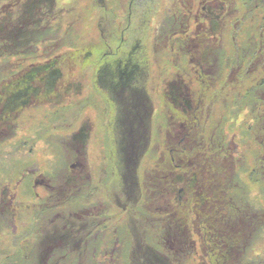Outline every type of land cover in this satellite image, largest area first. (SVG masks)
<instances>
[{
	"label": "trees",
	"instance_id": "obj_1",
	"mask_svg": "<svg viewBox=\"0 0 264 264\" xmlns=\"http://www.w3.org/2000/svg\"><path fill=\"white\" fill-rule=\"evenodd\" d=\"M58 1L0 0V61L16 59L14 64L16 63L17 68V70L15 69L16 72H14L11 71L13 67L8 69L7 66L2 65L3 62L0 64V143L4 144L0 146V151L4 148L7 150L14 147L11 140L4 139L8 130L4 127L14 129L13 121L26 114L28 109H39L44 107L45 104H51L55 109L62 110L64 106L65 109L60 115L65 114L68 110L76 109L75 119L78 120L77 123L66 121L60 126L53 127L51 133L44 140L41 138L43 142L50 143L48 149L52 150L54 148L55 153L56 150L58 153L61 151L60 146L64 143L57 140L56 146L54 144L51 145L53 139L48 140L50 136L54 139L57 137L61 138L62 141L75 140V149L72 151L73 157L70 164L67 163L69 159L59 153L60 156H56L58 158L45 162L46 168L39 167L36 161L38 158L35 155L32 156L31 152L33 151L31 149L29 151H27V148L19 149L24 151V157L27 156L28 165L25 164L23 171L25 170L27 179L30 178L27 181V185L30 188L31 195H33L32 200H30V203L22 202L23 200L17 199V196L5 189L1 198L3 203L0 204V210L3 211V215L6 217L3 233H9L11 244L20 246L24 240L28 241L25 253L29 261H25L24 264H119L122 262L123 256L125 257L124 264L126 261L127 264H179L178 261L181 259L179 257L189 258L190 255L197 254L198 249L201 250L203 264H206L208 260L211 261V264H264V256L258 252V249L256 257L251 258L248 255L262 244L260 242L264 235L262 232L264 229V188L261 186V182L264 181V168L257 170L252 163V159L249 160L244 154L237 156V152L242 151V146L239 147L235 137H226L224 135L221 122L217 123V133L214 130V135H207V125H205L203 117H209L211 107H207L202 102L203 93L196 91L195 87L194 91L190 86L177 82L181 74H187L188 70L182 69V71L176 68L179 71L175 73L166 71L174 68L172 65L168 66L174 60L168 53L165 55L170 47V49L174 50L177 58L180 55L187 54L188 50L192 51L195 58L202 60L201 62L199 61L201 64L206 56H209L210 49L217 47L214 52H217L216 60L223 68L218 73V77L221 80L227 79L229 76L230 81L236 84L235 86L245 80H251L249 75L251 74L252 76L258 70L260 59L264 58V52H261L264 49V0H248V2L247 0H147L148 2H157L158 7H160L161 1H164L162 4L166 5L165 20L162 22L165 25L162 27L157 26V30L164 28L163 31L158 32V37L159 33L161 34L160 39L158 38V43L161 47H158L165 52L161 59L168 64L164 69L168 82H170L173 89L178 90L180 94L182 92V96L201 94L199 99H197L200 101L201 106L194 113H190V110L185 109L181 114L184 117L181 119L177 117L171 122L168 121L171 124V129L166 130L169 137L178 131L179 139L185 138L184 144L187 147L185 157L189 162L186 163L184 158L178 157L177 164L180 167L173 168V159H165L164 157L160 159L157 157L154 161L152 158L148 163V166L153 164L152 168L147 167L142 172L138 171V168L144 161L145 154L150 152L152 147H155L153 144L148 147L147 145L152 141L150 137L153 127H150L152 122H150V119H152V115L155 117L157 112L151 108L150 102L152 101L147 102L145 96L147 94L145 87L147 85L145 83L147 79L146 70L148 71V68L149 70L151 69L147 54L149 50L142 39L137 38L135 41L134 36L129 33L133 29L129 28L128 23L134 19V16H138V12H141L137 5L143 3L144 0H129L122 7L121 16L126 15L125 18L127 20L120 36L123 37L124 41L133 38L134 43L131 49L125 50L124 55L121 54L118 57L113 55V53L115 54L114 46L117 48L125 46L122 41L119 43V37H114L116 41L114 46L113 40H111L109 43L110 48L108 49L102 50V47L97 48L96 46L94 48L93 46L92 48L88 46L77 49L74 44L80 43L78 42L79 39L76 41L71 39L82 36H65L73 31L70 28H63L62 20L67 18L68 15L65 12L66 9L63 7L58 8ZM244 2H247L248 7L251 9L250 11H246L248 8L244 6ZM197 4L198 6L195 7ZM202 6L207 7L211 12V20L206 22L204 14L201 12L200 27H198L197 23L192 26L196 22L197 13L202 10ZM95 13H99V11ZM260 14V21L247 22L249 18L258 19ZM143 16L144 14H142L139 22L143 28L141 32H143L144 38L147 28L144 30L146 24L143 23ZM93 18H90V21ZM88 20L89 17L83 21L87 22ZM53 21L58 23V28H54L57 23L52 25ZM207 23H211L212 26ZM248 24H252V30L256 29L258 31V39L251 42L250 45L247 41L246 46H243L241 42L244 35H246L244 29ZM171 25L175 27L174 29L186 28L181 33L180 37L182 39L177 42L179 46L173 44V40L170 38L171 31L168 26ZM157 27L155 25V29ZM192 27L202 28V30L197 35V32L193 31ZM101 30H103L102 27ZM108 33L111 34V31H108ZM176 35L179 36L178 33ZM113 36L111 35V39ZM153 38L152 44L156 40L154 33ZM258 41L260 44L257 43ZM25 42L29 45L26 46L24 51H21V46L24 45L25 47L26 45ZM228 42H230V46L225 47L224 45H227ZM58 43L60 47L74 46L76 49H70L69 53L67 51H59L56 54L51 53L50 51L55 48L51 49V44L56 46ZM40 45H42L43 53L48 59L46 57L39 59L41 55H34L37 51L36 47L38 48ZM48 46L49 48L46 51ZM237 51H241V53ZM201 53L202 56L200 57ZM30 59L35 62H27ZM181 59H175L179 62L178 65L181 63L179 65L180 68L183 67L185 62V59ZM238 60L243 63L238 65ZM90 63H93L94 68L98 67L93 72L94 78L92 80L96 88H92L90 91V96L93 99L96 96L103 95L102 93L105 92L107 96H122L123 98V96L125 97L123 95L125 91H120L123 85H129L128 88L134 90L139 88L138 92L143 94L140 99L139 111L135 112V116H137L136 124H132L133 119L131 120V117L128 116L131 112V107L119 106L117 102H122V100L116 99V106H118L120 112L123 111L124 116H128L123 120V141L125 143L127 139L140 141L138 146H134L136 151L134 165L130 166V171L127 172L128 168L126 170V174L129 175L135 186L133 188V183L128 181L130 187L127 188L126 186V189L131 193V191L138 190L136 184H140L139 187L141 189L144 187L142 192L140 190L136 192V199L132 206L129 207L134 213V215H131L129 212L130 216L133 218L136 215L133 225L131 227L122 226L117 233L119 240L111 232L110 221L102 217V214L106 215L110 207L106 203L98 206V200L102 201L108 184H114L115 192L120 190L123 185L122 176L125 174L123 163L126 156L121 149H123L125 143L122 146H118V152L110 145L113 140H105L104 138L101 141L103 147L116 152L110 156L107 154V164L97 167L90 160L92 159L89 150L90 142L92 144L90 139L92 125L90 122L83 124L78 119L80 115V106L78 104L80 102L76 101L79 98L77 95H80L82 91L81 86L74 85L76 89L73 87L74 83L70 84L72 88L66 86L73 79L71 74L76 75V77L81 76L85 73ZM97 64L98 66L96 67L95 65ZM213 66V62L208 64L210 68ZM227 66L231 71L230 75L228 74L225 77ZM1 68L4 70H1ZM200 68L202 67L200 66ZM247 69H250V74L247 73ZM193 73L195 74V72ZM68 74L71 76L69 77L70 81L65 80ZM167 74L170 75L168 76ZM81 79H84V76L78 81ZM115 80H117L114 83L117 85L116 93H112V91L109 93L111 89L108 85ZM139 82L142 84H139ZM205 83L204 85L209 87L212 84V80L209 78V81ZM61 85L63 88L56 91ZM39 88L44 90L41 92ZM68 88L70 89L68 90ZM108 89L110 90L107 92ZM233 89L228 87V93L231 94ZM44 91L46 93H43ZM260 91L263 95L264 80L260 81L259 85L250 86L246 93L242 95L247 96L248 100H257L256 111H251L253 108L252 100L247 102L248 104L251 103L249 109H244L241 106L234 109L231 102V106L227 105L225 108L221 106L220 113L223 115L232 113L230 120L234 124H239L241 120L249 122L251 126L254 125V122L256 124V114L261 118L262 113L259 109L260 107L264 108V100L256 98ZM35 92L39 93V95L33 97L32 94ZM93 92L94 94L92 95ZM177 99L182 101L179 97ZM72 101L75 102L72 103ZM90 101L92 102V100ZM70 103H72L71 107L66 109ZM108 103L110 104L107 100ZM215 103H212L213 106ZM108 110L109 113L113 112V110ZM243 111L246 113L244 114ZM53 115L52 113L49 114L48 122ZM164 115L168 116L167 113H164ZM146 117L148 119L147 128L141 129V126L144 125L143 120ZM166 118L169 120V117ZM7 122L11 123V125H7ZM107 124H109V120ZM114 124L116 125L115 120ZM130 124H132L131 127ZM115 128L117 130V126ZM108 129L110 130V127ZM262 132L264 133L263 129ZM145 137L147 138L145 139ZM228 138L230 142L227 143ZM141 141H143V147L140 152ZM173 141L174 138L170 141V146L172 147L174 146ZM255 141L257 145L264 146V135L261 139H255ZM29 142L26 144H30ZM76 150L78 153L76 152L75 154ZM0 153L4 154L5 152ZM111 156L113 158L119 157V159L113 162L110 159ZM259 156L258 154L253 160L258 159ZM75 161L82 164L79 170L77 168L74 169ZM163 162L167 164L165 168H161ZM174 170H178V173H176L177 177L183 180L174 183ZM33 174L41 179L43 176L45 177L48 190L46 193L43 192L44 195L38 193L39 190L33 183L35 179L32 176ZM154 174L160 175L159 182L163 189L160 193H157L159 184L156 182ZM9 176L7 175L6 179ZM142 177L146 181L145 184L141 180ZM189 177L192 180L189 186L194 191V211L192 203L187 201L185 193L182 194L181 200L184 208H172L169 203L172 198L171 192L177 193L180 187L185 189L186 178L189 179ZM96 178H98L97 181ZM90 179H93L92 184L95 188L89 191L84 184ZM2 181L3 178L0 177V182ZM25 182L26 180L22 184ZM153 190L157 193L156 199L161 198L160 205L163 211L161 212L162 214L156 213V215L160 216L162 225H166L172 220L170 225L173 228L185 225L187 229V234L183 241H172V248L167 247L165 249L161 245H155L156 235L166 227H155V234L152 235V230L149 231L151 229L149 227H152L150 226L151 223L157 224L156 218H149L147 220L148 227H141V223L145 219L139 215L143 214L147 209L143 204L142 196L144 195V199H149L153 195ZM98 192H100L101 197H98ZM83 195L89 197L87 202L79 201L82 200L81 197ZM242 200L248 202L249 206L240 208ZM37 208L40 211L36 212ZM167 208L168 210H166ZM41 212H46L47 215H41ZM17 219L25 227L23 234L19 232L20 224H18ZM104 228L105 231L103 230ZM102 237L105 239V245H107L104 248H102L104 245L100 246ZM163 238H166L165 233ZM163 238L161 237L160 240H164ZM25 244L23 242L22 247ZM95 244L99 245L97 249L94 247ZM6 250V253H4V250H0V264H17L16 254L14 253L16 250L9 248ZM23 252L24 249L22 248L17 253ZM172 253H174L173 255H175L176 259L173 258Z\"/></svg>",
	"mask_w": 264,
	"mask_h": 264
},
{
	"label": "rangeland",
	"instance_id": "obj_2",
	"mask_svg": "<svg viewBox=\"0 0 264 264\" xmlns=\"http://www.w3.org/2000/svg\"><path fill=\"white\" fill-rule=\"evenodd\" d=\"M129 0H59L57 2V6L58 8H64L66 9V13L68 15L67 18H64L62 20V25L63 28L65 29H71L73 32H71V34H67L65 36L69 37V36H74V35H81L82 37L80 38H72L71 40H78V42L80 43H76L74 45L77 46V49H80L81 47L86 48L88 46H90V48H93L96 46L98 47H102L103 49H108L110 48L109 43L111 42V40H113V46L116 45V41L114 40V37H119V43L122 41L123 43H125V46L127 47H121V48H117L116 46H114L113 50L115 51V54L113 53L114 56L118 57L124 55L125 50H129L132 47V44L134 43V39L136 41L137 38L142 39L143 42L145 41V44L148 47V61H150V65L149 67L151 68L147 72V79L145 80V83L147 84L145 87L147 89V94L150 95V93L153 96V100H151L154 105V108L157 107L156 111L157 115L154 117L152 115V119H150V127L152 128V135L150 138H152V141L149 143L148 146L152 145L155 147H152V150L150 152H148L147 154H145L144 156V161L141 163L140 167L138 168V171L142 172L144 171L147 167L152 168L151 166H148L149 161H151V159L153 158V160L155 161L157 159V157H159L160 159L162 157H164L165 159H171L173 158V151H171V146H170V138L168 137V133L166 130H170L171 129V124L168 122L169 120L166 118L167 116L164 115L165 111L167 113V115L170 118L176 119L177 117H179L178 119L183 118L181 114H176V109L173 108L172 110H170V107L165 104V97H163V93H161L163 87H164V80L167 79L168 77L165 76L164 74V69L167 67V63L164 62L161 58V56L165 53L163 52V50L159 49V47H161V45L158 43V38L161 36V34L159 33V37H158V32L163 31V29L161 30H157L158 27L160 26L162 27L164 24H162V22L165 20V7L166 5L162 4L164 1H161L160 3V7H158V3L157 2H148L147 0H144L143 3H139L137 6L139 8L138 12V18L134 16V19H132V21H129L128 25L129 28H132L133 31L129 32L134 36L133 38L126 39L125 41L123 40V37H121L120 35H122V28L124 27L125 23H126V15L125 16H121L122 12V7L125 6V4H127ZM158 1V0H156ZM248 2V0H247ZM247 2L244 4V6L246 8H248V10L246 11H250L251 9L248 7ZM145 3V4H144ZM143 6V7H142ZM197 5H195V7H197ZM98 9V10H97ZM96 11H99V13H95ZM93 12V13H92ZM202 10L200 12L197 13V21L195 23L192 24L195 25L197 23L198 27H200V23H201V13ZM142 14H144L143 16V23L146 24V27H144V30L146 29V35L143 38V32H141L143 30L139 20L142 16ZM260 16L261 14L258 16V19L256 18H249L247 20V22H256V21H260ZM89 20L87 22H84L83 20L85 18H88ZM94 17L91 21L90 18ZM128 17V14H127ZM174 17V16H173ZM83 18V20H82ZM171 20V19H170ZM57 22L52 23L56 24ZM155 25H156V29H155ZM208 26V25H206ZM101 27L103 28V30H101ZM198 27H192L193 31L195 30V32H197L196 34L198 35V33L201 32L202 28L199 29ZM54 28H58V23L54 26ZM168 28L171 31V40H173V44H175L176 46H179V44L177 43L180 39H182L181 33H183L186 28H179V29H174L175 27H173V25L168 26ZM167 28V29H168ZM174 30H176V32H174ZM255 30V31H254ZM252 30V24H248L245 29H244V33L246 35H244L241 45L246 46L247 41L248 44L250 45L251 42L253 41H257L258 39V35H257V30L254 29ZM108 31H111V34L108 33ZM153 33L154 36L156 38L155 43L152 44L151 42L154 40L153 38ZM179 34V36H177L176 34ZM126 34V33H124ZM123 34V36H124ZM111 35H115L112 37L111 39ZM229 35V34H228ZM149 41H148V39ZM190 38V37H187ZM160 39V38H159ZM70 40V41H71ZM117 40V38H116ZM117 40V42H118ZM52 41V40H51ZM68 41V39H67ZM127 43V44H126ZM158 43V44H157ZM258 44H260V42H257ZM25 47L24 45L21 46L22 49H20L21 51H24L26 46L29 45L25 42ZM159 46V47H158ZM190 46V45H189ZM226 46H230V42L227 43ZM55 47L53 49V51H50L53 54H56L59 51H69L70 49L75 50L76 48L74 46H64L60 47L59 43L54 46L53 44H51V49ZM42 45H40L38 48L36 47V54H33L36 56L41 55L39 59H42L44 57L47 58V56L43 53L42 50ZM49 46L46 48V51L48 50ZM171 48V47H170ZM168 49L165 53V55L168 53L169 55L172 56V59L174 60V62L168 66H174V68L169 70H166L167 72H172L175 73L179 70L177 69H186L188 70V73L185 74H181V77H179L178 79V83H184L187 86H190V88H194L196 89V91H199L201 93H203V101L207 107H211L210 109V115L209 117H203L204 121H205V125L206 126V132L207 135H214V130L217 133L218 131V122H221L222 124V131L224 132V135H226V137L231 136V137H235L236 138V143L239 144V147L242 146V151H238L237 152V156H240L241 154H244L245 156L248 157L249 160L252 159V163L256 166L257 170H261L264 168V146H259L256 144L255 139H261V137L264 135V133L262 132V129L264 130V108L260 107V111L262 113L261 118H259V116L256 114V120L257 123L254 125H250L249 122H246L244 120H241L239 122V124H234L231 122L230 117L231 114H227V115H223L222 113H220L221 111V106L222 107H226L231 106V102H232V108H237L238 106L244 107V109H249L250 104L251 103H247L249 101H252L253 99H249L247 98V96H242L243 94L246 93V90L252 86V85H259V82L264 80V58L260 59V63L258 64V70L255 71L253 73V75L251 76L250 69H247V73L250 74V78L251 80H245L241 83H239L237 86H235L236 84L234 82H231L229 79L228 74L230 75V71L231 69L228 68V66L226 67L227 72L225 74V77L228 76V78H222L223 80H221L218 77V73L221 69H223L221 67V65L219 64V62L216 60V54L217 52H214L216 50L217 47H213V49H210V53L209 56H206L205 60L203 63L200 64V62L202 60L197 59L193 56L192 51H188L187 50V54L185 55H180L178 58L177 56L174 54V50L172 49ZM28 49V47H27ZM225 49V48H224ZM112 51V50H111ZM239 53H241V51H237ZM264 52V49L261 51ZM69 53V52H68ZM203 53V51H202ZM202 53L200 55V57L202 56ZM184 54V53H183ZM164 55V56H165ZM113 56V57H114ZM238 56V55H237ZM239 57V56H238ZM262 57V55H261ZM264 57V56H263ZM185 59L184 65L182 68L179 67V65H181L182 63V59ZM209 58V59H208ZM48 59V58H47ZM175 59H181V63L178 65V61H176ZM245 59V58H242ZM14 60L16 59H6L4 62L0 61V64L2 63L3 66H7L8 69H11V67H13V69L11 71L16 72L17 68H16V63L14 64ZM33 59L28 60L27 62H32ZM200 61V62H199ZM240 60H238L237 64L241 65L243 62H239ZM35 62V61H33ZM40 62H42V60H40ZM191 62V64H190ZM210 62L214 63V66L212 68L208 67V64H210ZM177 65V66H176ZM96 67L98 66L95 65ZM200 66L202 68H200ZM247 66V65H246ZM4 68V67H3ZM98 68V67H97ZM97 68L93 67V63H90L87 66V70L85 71L84 74H82L81 76L76 77V75H72L73 79H71V82H68V84L66 86L70 87V84H73L74 89H76L74 85H80L81 86V93L79 96V98L77 99L76 102H80L78 105L80 106L79 108V116L78 119L79 121H82L83 124L85 122L89 123L92 125L91 130V134H90V139L92 141V144L90 142L89 144V150H90V155H93L92 162L97 166V167H101L103 165L107 164V154H109V156L111 154H114L116 151H111L109 150L107 147H103L101 141L104 140H113L110 145L113 146L114 148L118 147V146H122L125 141H123L122 139V134L124 131L123 128V120H125L128 116L131 117L130 119H133V123L132 124H136L137 122V116H135V110L134 109H130L131 112L130 114L125 117L123 114V111L120 112L119 108H117V110H114L113 112L109 113L108 107H107V96H106V92L102 93L103 95H99L98 97H93L90 96L91 95V89L92 88H96V86L94 85V82L92 83V80L94 78L93 72L95 70H97ZM177 68V69H176ZM16 69V70H15ZM1 70H4L1 68ZM180 70V71H181ZM183 71V70H182ZM77 72V71H76ZM195 72V74L193 73ZM208 73V74H207ZM210 74V75H209ZM168 76L170 74H167ZM69 74L67 76V79H65L66 81H70L69 77H71ZM82 76H84V79H81L78 81V79H80ZM209 78L212 80V84L208 87V85H204L206 84L205 82L209 81ZM83 82V83H82ZM226 83V84H225ZM139 84H142L141 82H139ZM92 86V87H91ZM208 87V88H206ZM231 88L233 89V93L230 94L228 93L229 90ZM62 87V85L60 86V88H57L56 91L60 90ZM72 88V86L70 87ZM68 88V90L70 89ZM109 88L107 92L109 91V93H116V89L117 87L111 86L109 85ZM39 90L42 92L44 89L43 88H39ZM39 91V93H40ZM55 91V92H56ZM208 91V92H206ZM50 92V91H49ZM39 93L37 94L36 92L32 94L33 97L39 95ZM43 93H46L45 91ZM262 92H259V95ZM94 94V92L92 93V95ZM162 97V101H160V99H158L159 96ZM201 94H196L195 98L199 99ZM209 95V96H208ZM257 94L256 98H261L264 100V94L260 95ZM193 96V95H192ZM205 96V98H204ZM122 97V96H121ZM160 97V98H161ZM225 97V98H224ZM147 98V102H148V98L149 96H146ZM201 98V99H202ZM92 100V102L90 101ZM35 101V100H34ZM75 101H72V103H74ZM213 102H216L215 105L213 106ZM70 103L68 105V107H66V109L71 107ZM253 108L251 109L252 112L257 110V100H253ZM119 106H122L119 102H118ZM64 106L63 109H55L53 105H49V104H45L44 107L39 108V109H28V112H26V114H24L23 116L19 117L18 120L13 121L15 128L14 129H9L8 127H4L7 130V135L4 136L5 140H11V143L14 144V147L12 148H8L6 150V148L2 149L0 152H5L4 154L0 153V177L3 178V181L0 182V204L3 203V200L1 199L3 194H4V190L8 189L9 193H13L15 196H17V199L23 200L22 202H26V203H30V200L32 199L31 193H30V188L27 185V181H29V179H27L26 177V172L25 170L23 171L25 164L28 165V160H27V156L24 157V151L23 150H19V149H25L27 148V151H29L30 149L33 151L31 152L32 156L35 155V157L38 158V160L36 159L38 166L39 167H43L46 168L45 162L49 161V160H53L54 158H58L56 157L57 155L60 156V154H62L66 159L68 158V164L71 163L72 157H73V152L75 149V140L71 141V140H64L62 141L61 138H56L54 139L53 137L48 139V140H52L51 145H57V140L61 141L62 143H64L63 145L60 146L61 151L58 153V151H55L52 149H48L50 143H46L43 142L42 140L45 139V137L51 133V129L53 127H57L62 125L64 122L66 121H71L72 123H77L78 120L75 119V116L77 114L76 109L75 110H68L65 114L60 115L63 111H64ZM258 110V111H259ZM197 112V111H196ZM54 114L53 117H51L50 121L48 122V116L49 114ZM171 113V114H170ZM174 113V114H172ZM178 113V112H177ZM243 113L245 114L246 112L243 111ZM254 114V113H253ZM147 116V115H145ZM136 117V120H135ZM148 117V116H147ZM144 118L143 122L144 125L141 126V129H146V125L148 124V119ZM252 118L254 119V117L252 116ZM177 119V121H178ZM109 120V124H104V122L107 121L108 123ZM114 120L116 122V125L114 124ZM127 121V120H126ZM181 121V120H180ZM179 121V122H180ZM149 122V123H150ZM130 124V127L131 125ZM7 125H11V123L7 122ZM5 125V126H7ZM193 125V124H192ZM35 126V128H33ZM117 126V130L116 127ZM71 127V125H70ZM85 127V126H84ZM108 127H110V130L108 129ZM122 132V133H121ZM172 133V132H171ZM121 136V139H120ZM42 138V140H41ZM147 137H145L146 139ZM60 139V140H59ZM144 139V140H145ZM47 140V141H48ZM129 140V139H127ZM230 139H227V143L230 142ZM8 141H6L8 143ZM28 141H30V144H26ZM133 145L134 146H138V144L140 143V141H135V139L133 140ZM5 142V143H6ZM261 143V142H259ZM26 144V145H25ZM3 143H0V146H3ZM141 147L139 149V151L141 152L142 147H143V141H141ZM135 147H129V157L126 154V160L128 161L129 165L132 166L134 165V159H135V155H136V151L134 150ZM148 151V150H147ZM131 152V154H130ZM76 154V152H75ZM258 154L260 155L258 159L253 160L254 157L258 156ZM181 157V156H179ZM5 158V160H4ZM32 159V158H31ZM111 161H116L119 159V157L113 158L112 156L110 157ZM73 162V161H72ZM153 162V161H152ZM41 165V166H40ZM165 165L167 166V164H165L164 162L161 165V168H165ZM49 168V167H48ZM5 171H9V172H5ZM7 175H12L9 176L8 179H6ZM97 176V174H96ZM94 179V178H93ZM93 179H90V181H87L84 186L88 187V190L90 191V189L92 190L94 187V185L92 184ZM98 178H96L97 181ZM26 180V182L24 184H22V182H24ZM143 180V177L142 179ZM114 185V184H113ZM261 186L264 188V181L261 182ZM131 194V193H130ZM98 197H101L100 192L97 193ZM132 195V194H131ZM82 202H87L89 197L86 196H82L81 197ZM242 205L240 208H244V207H248L249 204L248 202H246L245 200H242ZM131 207V206H129ZM139 207H141L139 205ZM37 211H40L39 208H37ZM131 215L134 213L131 211V208L129 209ZM47 215L46 212L42 213L41 215ZM11 215V214H9ZM148 216V215H146ZM5 219L6 217H4L3 215V211L0 210V250H4V253H6V249H15L16 252H14L16 254V260H17V264H24L25 261H29L27 259V254L25 253V249L28 246V241H23L26 244L24 245V247H22V244L20 246H18L17 244H11V238L9 237V233L5 232L6 234L3 233V228H4V223H5ZM134 220V217L132 218ZM18 224H20V230L19 232H21L20 234H23L25 231V227L22 226V222L17 219ZM16 223V222H15ZM150 226L158 227L157 224L155 225V223H151ZM149 227V231L152 230V235L155 234V229ZM105 231V228L103 229ZM147 230V232H148ZM263 234H264V229H263ZM168 234L169 230L167 229L165 232L162 230L160 231L159 234L156 235V239L154 241L155 245H161L163 246L165 249L166 247V238H163V234ZM153 237V236H150ZM163 238L164 240H160V238ZM101 243L100 246H103L102 248H104L106 244L105 239L102 237L101 238ZM166 240V241H165ZM3 242V243H2ZM262 244L259 245L258 248H256L254 251L250 252L248 255H250L251 258L256 257L258 255L257 253V249L258 252H260L263 256H264V235L261 239ZM157 245V246H158ZM98 244H95L94 247L97 249L98 248ZM159 247V246H158ZM22 248L24 249L23 253H17L18 251L22 250ZM95 249V250H96ZM168 250V249H167ZM174 253H172L173 255ZM173 258H175V255H173ZM181 259H179V264H202L203 263V257H201V250L198 249V253L195 255H190L189 258H183V257H179ZM125 257L123 256L122 258V264H124V260ZM176 259V258H175ZM119 263V264H121ZM125 264H127V261L125 262Z\"/></svg>",
	"mask_w": 264,
	"mask_h": 264
},
{
	"label": "flooded vegetation",
	"instance_id": "obj_3",
	"mask_svg": "<svg viewBox=\"0 0 264 264\" xmlns=\"http://www.w3.org/2000/svg\"><path fill=\"white\" fill-rule=\"evenodd\" d=\"M202 13L204 14V20L210 21L212 16H211V12L207 9V7L202 6ZM197 21V19H196ZM208 25L212 26L211 23H207ZM223 26V25H222ZM165 73V72H164ZM117 80L113 81L112 83H110L109 85L116 87L117 85L114 84L116 83ZM135 82V81H134ZM133 82V83H134ZM164 87L161 91V93H163V97H165V104H167L170 107V110H172L173 108L176 109V114H182L184 112L185 109L190 110V113H194L196 112V110H198V108H200L201 103H199L200 101L197 100L195 98V95L191 96H182L183 93L181 92V94L178 92V90H175L172 88V85L170 84V82H168L167 79L164 80ZM108 85V86H109ZM129 85H123L121 87L120 91H125V97L123 96V98L121 96H117V97H112V96H107V100L110 102V104H107L108 109L110 110H117L118 106H116V99H121L122 102H119L122 106H126V108L131 107L132 109L135 110V112L139 111V104H140V99L143 96L142 93H139L138 89L134 90V89H130L128 88ZM129 89V90H128ZM192 90L195 91V89L193 88ZM119 91V92H120ZM127 91H129L127 93ZM193 91V92H194ZM233 93V92H232ZM231 93V94H232ZM195 94V92H194ZM145 96H149L148 101L153 100V96L150 93V95L146 94ZM159 96V95H158ZM161 96L158 97V99H160V101H162V97ZM177 97H179L181 100L177 99ZM197 100V101H196ZM153 102H150L151 108H153V110H156V108H154V105L152 104ZM118 104V102H117ZM119 105V104H118ZM251 105V104H250ZM173 107V108H171ZM244 108V107H243ZM248 109V108H247ZM120 110V109H119ZM178 112V113H177ZM154 113V112H153ZM166 113V111H165ZM169 117V116H167ZM173 120V118L169 117V121L171 122ZM104 124H107V121L104 122ZM174 128V127H173ZM172 128V129H173ZM174 135V136H173ZM173 136V137H172ZM172 136H168L170 138V140H173V144L174 146H171V151H173L174 157L172 158V166L173 168H177L180 167L179 164H177V160L179 156H181V158H184L186 163L189 162L187 160V158L185 157V151L187 150L186 145L184 144L185 138H180L178 137V131H176L175 134H172ZM127 142L125 143L122 152L124 153V155L129 157V147H134L133 145V141L132 139L126 140ZM116 150H118V147L115 148ZM77 152V150L75 151ZM119 152V150H118ZM78 153V152H77ZM131 154V152H130ZM76 164L74 166V169L77 168L79 170L80 167H82V164L78 163L77 161H75ZM124 167H125V174L122 176V183L123 185L121 186L120 190H117L116 192L114 191V185L113 184H108L107 187L105 188L104 194H103V199L102 201L98 200V206L99 205H103L104 203H106V205H108L110 207V210L107 211L106 215L102 214V217H104L106 220H109V226L111 228V232L115 235L116 239H118V235L117 233L120 231V229L123 227H131L133 225V222L136 218V215L134 217V220L132 219V216H130V211H129V206H132V204L134 203L135 199H136V192L137 191H143L142 189L139 187L140 184H136L138 187V190L136 191H131V194L127 191V188L130 187V184L128 183V181L132 182V179L129 178V175L126 174V170L127 172L130 171V165L128 163V161L125 159L124 163H123ZM175 173V179H174V183L175 182H180V180H183L181 178L177 177L178 170H174ZM34 176V184L37 187V190H39L38 193L43 194L47 192L48 187L46 184V180L45 177L43 176L42 179L39 176L36 175H32ZM154 177H156V182H158L159 186H157V189L159 188V190H157V193L162 192V187L161 184L159 182V174H154ZM30 179V178H29ZM186 187L184 189V187H180L177 190V193L171 192L172 193V198L170 199L169 203L171 205L172 208H184V205H182L181 200H182V194L185 193V195H187V201L189 203H192V207H193V211H194V205H193V199H194V191L191 189V187L189 186V184L192 182V180L186 178ZM133 183V188L135 186V183ZM143 183L145 184L146 181L143 180ZM215 183V182H214ZM42 190V191H40ZM42 192V193H41ZM153 195L150 196V194L148 193V195L150 196L149 199H144V195L142 196V200H143V204L144 206L147 207L146 211L139 215L144 217V221H142L141 223V227H145L147 225V220L149 218L151 219H157V228H160L161 226H166L165 229L163 230L165 232L166 228L169 230L170 233L166 234V247L172 248V241L173 242H178L179 240H182L185 238V235L187 234V229L185 227V225H179L176 228H173L170 224L172 222L169 221L168 223H166V225H162L163 223L160 221V216L156 215V213H161L163 211L160 202H161V198L160 199H156L157 198V193L155 190H153ZM37 195V194H36ZM44 195V194H43ZM42 195V196H43ZM176 195V198H175ZM32 200V199H31ZM182 205V206H181ZM168 210V208L166 209ZM162 214V213H161ZM148 215V216H146ZM156 227V226H155ZM153 227V228H155ZM177 229H178V233H177ZM162 231V230H161ZM119 240V239H118ZM203 264V263H202ZM206 264H211V261L208 260V262Z\"/></svg>",
	"mask_w": 264,
	"mask_h": 264
},
{
	"label": "bare ground",
	"instance_id": "obj_4",
	"mask_svg": "<svg viewBox=\"0 0 264 264\" xmlns=\"http://www.w3.org/2000/svg\"><path fill=\"white\" fill-rule=\"evenodd\" d=\"M92 157H93V155H92ZM9 172V171H8ZM2 177H4L5 178V176H2Z\"/></svg>",
	"mask_w": 264,
	"mask_h": 264
}]
</instances>
